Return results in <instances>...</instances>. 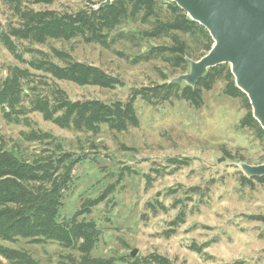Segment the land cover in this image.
I'll list each match as a JSON object with an SVG mask.
<instances>
[{
  "label": "rangeland",
  "instance_id": "rangeland-1",
  "mask_svg": "<svg viewBox=\"0 0 264 264\" xmlns=\"http://www.w3.org/2000/svg\"><path fill=\"white\" fill-rule=\"evenodd\" d=\"M102 1L105 0H57L51 6L32 8L76 12ZM166 3L163 0L161 4L162 19L170 17ZM0 8V20L6 24L10 14L1 1ZM153 24V19L150 24L126 22L116 33L122 32L127 38L118 40L110 49L86 44L80 38L36 47L46 53H51V48L68 52L78 62L119 77L123 87H81L52 79L44 82L56 84L72 101H126L134 88L163 83L162 75L170 82L190 73V61H199L207 54L202 38L179 34L190 48L186 71L174 70L162 57L132 63L153 48L172 46L171 37L146 36ZM24 58L29 60L31 56L25 54ZM14 68L29 69L0 42V80H5ZM226 84L221 78L211 91L204 92V105L199 109L185 101L150 106L139 100L136 111L140 125L127 132H113L106 126L98 135L63 130L46 122L39 113H29L20 122L8 121L0 109V134L18 155L30 156L43 148L24 139L25 133L39 130L55 137L65 151L86 158L74 170L73 186L64 195L59 223L72 221L87 200L98 198L115 185L113 193L91 214L76 218L78 222H93L102 230L92 252L94 258L120 259L138 250L136 257L157 253L174 264H264V223L250 219L264 217V183L249 177L241 168V164H264V138L252 128L241 127L247 114L245 103L241 98L224 95ZM39 88L46 90L47 86ZM24 104L29 106V100L25 99ZM175 160L182 163L172 164ZM243 177L253 182L247 183ZM193 188H199L198 192L190 193ZM157 201L166 210L153 214L147 205L157 206ZM180 216L178 225L172 227ZM172 228L175 233L164 237L163 233ZM0 244L26 250L41 264H58L62 255H77L55 242L37 245L21 240ZM192 246L202 251H193Z\"/></svg>",
  "mask_w": 264,
  "mask_h": 264
},
{
  "label": "trees",
  "instance_id": "trees-1",
  "mask_svg": "<svg viewBox=\"0 0 264 264\" xmlns=\"http://www.w3.org/2000/svg\"><path fill=\"white\" fill-rule=\"evenodd\" d=\"M0 1L10 14L6 24L0 20V42L18 62L29 67L26 70L11 69L5 80H0V109L8 121L20 122L19 119L29 113H39L46 122L63 130L98 135L102 127L106 126L110 131L122 133L140 125L136 111L137 101L150 106L185 101L199 109L204 105V92L211 91L214 84L224 78L227 82L224 95L233 99L241 98L245 103L247 114L241 120V127L252 128L260 138H264V130L253 117L248 97L236 87L229 64L209 69L194 87L169 82L166 75H162L163 83L134 88L126 101H72L56 84L44 82L45 79H52L81 87H123L125 84L119 77L100 67L78 62L68 52L51 48V53H46L36 47L46 46L51 41L69 42L80 38L86 44H97L110 49L118 40L127 38L122 32L116 31L131 20L150 24L153 19V29L146 36L154 39L171 37L173 43L170 47L153 48L147 54L137 56L132 63L162 57L174 70L186 71L187 61L191 59L190 48L178 35L202 38L205 53L211 50L214 42L208 30L192 21L176 3L167 0L166 11L170 17L162 19L163 0H116L103 8H98L101 3L91 4L76 12L37 11L32 8V5L51 6L57 0ZM25 54L30 55L31 59L26 60ZM118 56L126 57L122 53H118ZM30 70L38 74H33ZM41 85L47 86L46 90H41ZM25 99L29 100V106L24 104ZM24 139L43 148L30 156L18 155L8 148L6 139L0 134L1 242L15 244L24 240L37 245L55 242L62 248L77 253L76 256H60L58 264H174L157 253L120 259L92 257L102 230L93 222H78L76 218L91 214L93 208L104 202L108 194L113 193L115 185H111L98 198L87 200L72 221L59 223L64 195L73 186L74 170L86 158L65 151L62 144L49 133L34 130L25 133ZM171 163L175 165L182 162L175 160ZM147 179V185H150L151 179ZM254 180L264 183V177ZM243 181L250 184L253 182L245 177ZM198 190L199 188H193L190 193ZM147 209L153 214L166 210L159 201L157 206L149 203ZM181 219L180 216L171 226L176 227ZM250 219L264 223L263 216H251ZM174 233L175 229L172 228L164 232L163 236L170 238ZM191 249L198 253L202 251L198 246H192ZM0 258V264L3 261L8 264H41L26 250L3 244H0Z\"/></svg>",
  "mask_w": 264,
  "mask_h": 264
},
{
  "label": "water",
  "instance_id": "water-1",
  "mask_svg": "<svg viewBox=\"0 0 264 264\" xmlns=\"http://www.w3.org/2000/svg\"><path fill=\"white\" fill-rule=\"evenodd\" d=\"M116 0H105L98 8ZM213 39L211 50L190 61V73L170 82L196 86L209 69L229 64L235 84L249 99L252 114L264 130V0H171ZM252 178L264 177V164H241ZM138 250L130 253L136 257Z\"/></svg>",
  "mask_w": 264,
  "mask_h": 264
}]
</instances>
